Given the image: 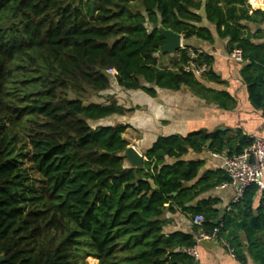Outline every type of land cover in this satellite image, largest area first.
I'll return each mask as SVG.
<instances>
[{"label":"trees","instance_id":"16d2710c","mask_svg":"<svg viewBox=\"0 0 264 264\" xmlns=\"http://www.w3.org/2000/svg\"><path fill=\"white\" fill-rule=\"evenodd\" d=\"M263 21L264 11L251 13L247 0H0V264H87L89 256L98 264H195L181 249L215 228L237 258L248 253L264 264V190L255 213L261 191L246 189L232 205L238 217L215 207L217 198L188 205L230 177L223 169L200 175L203 160L183 159L205 147L240 154L253 137L241 129L159 136L144 167L135 168L124 155L131 126L92 125L130 109L114 98L79 97L114 82L151 96L157 91L149 85H187L234 108L228 91L202 82L220 80L211 55L188 44L173 67L160 65L165 38L158 24L186 40L213 43L214 31L229 38L228 52L241 50L246 62L241 74L250 101L264 115V43H254L262 35L248 27ZM190 51L209 65L203 77L185 69ZM177 211L201 214L204 222L194 233H166L164 215Z\"/></svg>","mask_w":264,"mask_h":264},{"label":"crops","instance_id":"0c3cea01","mask_svg":"<svg viewBox=\"0 0 264 264\" xmlns=\"http://www.w3.org/2000/svg\"><path fill=\"white\" fill-rule=\"evenodd\" d=\"M247 1L250 4L251 13L257 9L264 11L263 6L253 5L251 0ZM200 13L204 16V9ZM203 25H207L214 30V26L206 20ZM248 27L253 33L260 31L262 35L261 38H253L254 43H264V21L259 23L249 22ZM214 35L215 41L213 43L198 38L186 40L182 35V46L185 47L189 44L197 48L200 52H205L213 57V70L220 76V80L202 79V82L210 88L228 91L236 101L234 108L229 110L220 107L217 102L208 101L187 85H182L178 90L149 85L150 87L156 88L157 95L151 96L145 92L144 94L146 95L144 96L147 98V104L141 100L143 96L142 92L144 91H128L126 95L131 97V103H126L120 99L118 103L123 105L125 109L130 110L126 111L124 115H114L112 117H118L119 122H123L121 119L123 117L129 119L127 124L132 126L134 130L129 127L126 130L125 136L128 137L126 138L130 145L135 146L141 153L145 154V151L151 147L159 136L175 134L184 137L190 133L199 131L213 132L222 130L228 132L229 135H234L238 129H241L248 136L264 140V115L261 110L255 108L251 103L247 83L241 74V70L246 62L236 61L229 57L230 53L227 50L229 38H219L215 31ZM164 54L160 55V57L165 56ZM168 54V58L171 57L170 62L175 63L178 61V52ZM165 67L170 66L165 65ZM114 84L118 85L116 82ZM118 87L121 88L120 86ZM121 89L125 90L123 88ZM105 92H107L106 94H114L111 89ZM105 92L100 93V95ZM108 96L107 100L99 101V103H107L109 99H112ZM116 97L114 99L118 101ZM129 112L133 114L128 115L127 113ZM132 130L142 131V140L137 142L136 137H131L130 134H133ZM211 152L207 147L202 151L191 150L183 159L203 160L204 164L200 171V175H203L211 170L222 169L223 157L226 153H219V156H214ZM222 184L212 190L203 192L192 202L188 203V205H196L198 201L210 197L217 198L219 202L215 207L221 210V212L232 211L238 217L239 213L237 208L232 206L234 203V189L231 185L224 187ZM262 190L264 189H260L261 192L255 196L253 204L255 213L261 204ZM164 218L167 220V224L164 227L166 233H172L174 231L194 233L195 224L193 222V215L181 211H177L176 213L166 212ZM242 238L244 245L247 246L248 242L244 235H242ZM196 249L198 258L195 264H259L248 253L245 260L237 258L227 246L224 238L198 240Z\"/></svg>","mask_w":264,"mask_h":264},{"label":"built area","instance_id":"2783aa9c","mask_svg":"<svg viewBox=\"0 0 264 264\" xmlns=\"http://www.w3.org/2000/svg\"><path fill=\"white\" fill-rule=\"evenodd\" d=\"M251 1L253 5L257 4L258 6L264 7V0ZM199 53L201 52L199 51ZM198 54L192 51L189 52L190 59L185 69L187 71H193L199 77H203L209 71L210 67L206 62L198 60ZM229 57L236 61H243L242 53L239 49L232 51ZM109 73H115V70L109 69ZM211 153L214 156H219V153ZM221 168L230 177V181L224 182L222 186L231 185L233 187V202H238L244 196L246 189L252 184L257 185L259 189H264V140L254 137L251 145L244 149L242 153L232 156L225 155ZM193 222L195 225L202 226L204 216L201 214L195 215ZM218 232V228H215L211 233L200 230L197 241L203 239H218ZM181 250L194 256L195 259L198 258L196 245L193 247H184Z\"/></svg>","mask_w":264,"mask_h":264},{"label":"rangeland","instance_id":"374dc122","mask_svg":"<svg viewBox=\"0 0 264 264\" xmlns=\"http://www.w3.org/2000/svg\"><path fill=\"white\" fill-rule=\"evenodd\" d=\"M164 55L165 56H163V57L160 58V65H162V66L168 65L170 67H173L174 62H170L171 57L168 58L169 57V54L166 53ZM111 91H113L114 94H106L107 92H105L104 94H101V95L99 94L98 95V94H95L93 92H89V93L86 94V96L84 98L81 97V96H79V97L82 98V99H84L85 103H89L91 101H98L99 102V101L107 100V96L109 95L108 97H110V98H114V97L117 96L116 98L118 99V102L120 100H122V101H125L126 103H129V104L131 103V97H128L126 95V93H128V91H131V90H127V89L122 90L121 88L118 87V85H115L113 83L112 86H111ZM134 92H136V91H134ZM142 93H143V96L141 97V100L143 101V103L147 104L148 103L147 98H146V96H144L146 94H144L145 92H142ZM69 97L70 98H77L78 95L75 94L74 92H70ZM127 114L128 115H132L133 113H130L129 112ZM142 114H144V112H142ZM121 119L123 121L122 123L127 124L129 122V119H127L126 117H123ZM118 122H119L118 117H116V118H113L112 117V118L104 119V120H101V121H98V122H92V125L97 126V125H102V124H116ZM131 129H133L132 126H131ZM142 134H143L142 131H137L136 130V131H133V134H130V136L131 137H136L137 138L136 139L137 142H139V140H142ZM125 137H127V136H125ZM92 259L96 260V264H98V259L97 258H94L92 256H89V257L86 258V263L87 264H91V260Z\"/></svg>","mask_w":264,"mask_h":264},{"label":"water","instance_id":"95a60500","mask_svg":"<svg viewBox=\"0 0 264 264\" xmlns=\"http://www.w3.org/2000/svg\"><path fill=\"white\" fill-rule=\"evenodd\" d=\"M158 29L160 33L165 38V44L161 46L160 50L158 51L157 55L160 56L163 53H170L174 54L179 49H181L182 46V34H179L177 32H174L170 29L164 28L162 25H158ZM124 155L126 157L127 163L135 168H143L146 158L144 157V154L141 153L139 150L135 148L133 145H129ZM4 255L0 257L1 260H4Z\"/></svg>","mask_w":264,"mask_h":264}]
</instances>
